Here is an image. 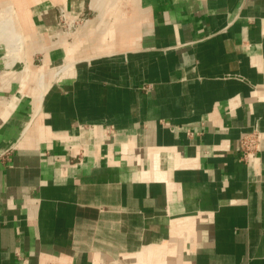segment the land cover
Here are the masks:
<instances>
[{
	"label": "crops",
	"instance_id": "crops-1",
	"mask_svg": "<svg viewBox=\"0 0 264 264\" xmlns=\"http://www.w3.org/2000/svg\"><path fill=\"white\" fill-rule=\"evenodd\" d=\"M0 16V264H264V0Z\"/></svg>",
	"mask_w": 264,
	"mask_h": 264
},
{
	"label": "built area",
	"instance_id": "built-area-1",
	"mask_svg": "<svg viewBox=\"0 0 264 264\" xmlns=\"http://www.w3.org/2000/svg\"><path fill=\"white\" fill-rule=\"evenodd\" d=\"M86 21L84 14L70 16L63 7L58 8L57 23L60 27V33L66 34L71 38L73 33ZM264 138L262 131L257 128L243 132L238 139V149L241 153V159L245 162L259 151L260 142Z\"/></svg>",
	"mask_w": 264,
	"mask_h": 264
},
{
	"label": "bare ground",
	"instance_id": "bare-ground-1",
	"mask_svg": "<svg viewBox=\"0 0 264 264\" xmlns=\"http://www.w3.org/2000/svg\"><path fill=\"white\" fill-rule=\"evenodd\" d=\"M5 16H6V15H5ZM5 18H6V17H1V16H0V30L2 29V21H3ZM15 41H16V42H19L20 40H18V39L15 38ZM11 45H12V44H11ZM70 63H71V62H69V63H65V64H62L60 68H64L65 66H68ZM41 69H42V68H41ZM29 70H30V69H29ZM58 72H59V71L57 70V72H55V75H57Z\"/></svg>",
	"mask_w": 264,
	"mask_h": 264
},
{
	"label": "rangeland",
	"instance_id": "rangeland-1",
	"mask_svg": "<svg viewBox=\"0 0 264 264\" xmlns=\"http://www.w3.org/2000/svg\"><path fill=\"white\" fill-rule=\"evenodd\" d=\"M61 35L66 36V34H61ZM61 35H60V36H61ZM20 57H21V56H20ZM37 57H38V58H37L38 60H37L36 62L38 63V62H40V61H39L40 56H37ZM67 63H69V62H67ZM64 64H65V63H64ZM40 70H42V69H40ZM57 70H58L57 68L53 69V74H54V75H55V72H57Z\"/></svg>",
	"mask_w": 264,
	"mask_h": 264
}]
</instances>
